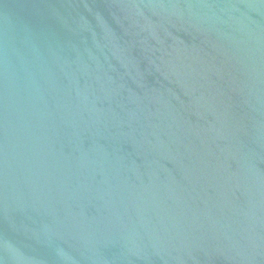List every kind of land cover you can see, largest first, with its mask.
<instances>
[{
    "label": "water",
    "instance_id": "obj_1",
    "mask_svg": "<svg viewBox=\"0 0 264 264\" xmlns=\"http://www.w3.org/2000/svg\"><path fill=\"white\" fill-rule=\"evenodd\" d=\"M0 264H264V0H0Z\"/></svg>",
    "mask_w": 264,
    "mask_h": 264
}]
</instances>
